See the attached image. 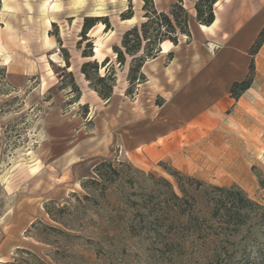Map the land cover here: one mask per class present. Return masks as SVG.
Instances as JSON below:
<instances>
[{"label": "rangeland", "instance_id": "374dc122", "mask_svg": "<svg viewBox=\"0 0 264 264\" xmlns=\"http://www.w3.org/2000/svg\"><path fill=\"white\" fill-rule=\"evenodd\" d=\"M177 1L152 3L167 12ZM181 1L190 38L146 61L134 86L131 58L119 66L112 47L144 21L143 0H0V264H264L261 210L212 214L228 195L216 188L264 205V78L252 45L211 52L218 36L198 30L197 0ZM85 17L96 25L83 41ZM105 58L106 100L80 72ZM251 60L255 92L234 100ZM105 161L117 176L94 173Z\"/></svg>", "mask_w": 264, "mask_h": 264}, {"label": "trees", "instance_id": "16d2710c", "mask_svg": "<svg viewBox=\"0 0 264 264\" xmlns=\"http://www.w3.org/2000/svg\"><path fill=\"white\" fill-rule=\"evenodd\" d=\"M142 6L144 21L138 25L125 31L121 37L120 45L113 46L112 50L115 54V59L119 66L126 63V57H130V63L128 67V81L130 84L136 86L144 82V75L141 69L146 61L154 59L161 52V44L163 42H169L173 45H177L178 36L185 35L187 39L190 38V32L188 28L189 14L183 7L182 1L179 0L176 3L170 5L167 12H158L152 3V0H143ZM219 0H197L194 4L195 20L200 26L208 27L214 21L213 7ZM132 13L121 14L122 20L131 19ZM96 25V19L91 17H85L82 24L80 35L83 41L88 40V31ZM109 28V24L106 25ZM264 43V26L257 35L254 43L250 47L249 54L251 59L258 52L262 44ZM92 52H86L83 50V58H91ZM171 56V53H169ZM110 65L109 59L105 58L100 64L93 60L84 62L80 67V72L84 76V79L88 82L92 90H94L101 99H109L113 85L115 82V74L113 67L108 68ZM69 67L66 62V68ZM100 69L104 70L103 74H100ZM248 75L240 82H234L231 86L230 93L234 100H238L240 95L251 87L253 81L254 64L253 60L250 61L248 67ZM77 90V89H76ZM101 166H106L111 170V173L115 176L118 172L112 168L111 162H103L101 165L94 168V173L97 176H102L100 169ZM175 173V174H174ZM173 175H179L178 172H174ZM190 181H194L188 178ZM169 188V198L175 201L182 200L184 196H187V192L180 186L178 179L176 180L178 189L183 198H180L173 190V187L168 182H165ZM197 185H201L200 182H195ZM220 193H227V196L218 195L212 200V214L216 217L220 212L225 215H236L239 210L245 205L254 206L261 210L264 216V205L259 206L256 203L249 200L241 191L231 193V191L225 188H216ZM191 198V197H189ZM229 201V202H226ZM229 203V205H228ZM48 209V208H47ZM48 211V210H47Z\"/></svg>", "mask_w": 264, "mask_h": 264}, {"label": "crops", "instance_id": "0c3cea01", "mask_svg": "<svg viewBox=\"0 0 264 264\" xmlns=\"http://www.w3.org/2000/svg\"><path fill=\"white\" fill-rule=\"evenodd\" d=\"M224 1L219 0L215 4L213 23L208 27L197 25L198 30L206 37L211 33L216 34L218 41H210V44L217 45V49L224 47L230 55L246 51L264 25V9L251 13L243 4L244 0H231L227 6L221 4ZM171 46L174 47L172 43L163 42L159 55L166 54ZM255 68V78H264V43L256 53ZM251 92H255L253 86L246 90V93Z\"/></svg>", "mask_w": 264, "mask_h": 264}, {"label": "built area", "instance_id": "2783aa9c", "mask_svg": "<svg viewBox=\"0 0 264 264\" xmlns=\"http://www.w3.org/2000/svg\"><path fill=\"white\" fill-rule=\"evenodd\" d=\"M208 48H209V50H210L211 52H213L214 50H216V49L218 48V46L215 45V44H208Z\"/></svg>", "mask_w": 264, "mask_h": 264}]
</instances>
